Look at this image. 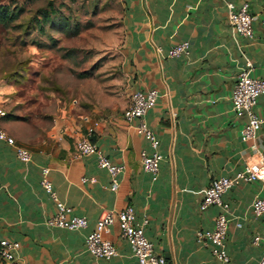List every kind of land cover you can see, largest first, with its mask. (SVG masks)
Here are the masks:
<instances>
[{
    "label": "crops",
    "instance_id": "obj_1",
    "mask_svg": "<svg viewBox=\"0 0 264 264\" xmlns=\"http://www.w3.org/2000/svg\"><path fill=\"white\" fill-rule=\"evenodd\" d=\"M115 1L125 28L121 56L128 102L119 110L87 113L57 102L41 114L17 110L2 120L17 144L33 153V161L22 162L13 146L0 141V240L20 242L17 255L23 264H140L117 221L105 234L117 248L115 257L96 258L85 244L86 234L107 212L133 205L137 219L148 220L145 234L167 264H224L196 238L199 230L214 227L220 207L202 211L200 205L212 180L232 177L264 156V122L257 138L245 142L246 118L232 108L237 74L247 58L252 74L264 77V0H230L250 3L252 37L231 27L223 0ZM182 41L190 42L189 55L166 57ZM150 88L160 93L144 118L163 154L156 180L143 167L141 153L150 146L137 129L139 120L123 114L134 91ZM11 92L0 83L1 107L10 105ZM254 109L264 120V95ZM90 128V139L113 163L125 166L115 190L97 155H77V142ZM44 166L59 199L73 214L88 218L86 229L46 224L57 208L40 184ZM263 194L260 181L241 182L223 194L230 204V261L225 264L259 263L264 219L253 214L251 205ZM0 264L8 263L0 258Z\"/></svg>",
    "mask_w": 264,
    "mask_h": 264
},
{
    "label": "rangeland",
    "instance_id": "obj_2",
    "mask_svg": "<svg viewBox=\"0 0 264 264\" xmlns=\"http://www.w3.org/2000/svg\"><path fill=\"white\" fill-rule=\"evenodd\" d=\"M19 16L0 23V83L7 115L112 111L128 102L121 56L125 28L115 0H0ZM49 13V18L45 16Z\"/></svg>",
    "mask_w": 264,
    "mask_h": 264
},
{
    "label": "built area",
    "instance_id": "obj_3",
    "mask_svg": "<svg viewBox=\"0 0 264 264\" xmlns=\"http://www.w3.org/2000/svg\"><path fill=\"white\" fill-rule=\"evenodd\" d=\"M228 10V22L231 27L244 37H252L254 34V15L250 11V3L243 1L235 3L223 0ZM191 45L189 41H182L166 51V57L174 58L189 55ZM264 95V77L252 74V62L247 58L245 65L237 74V81L232 94V108L239 117H245L246 123L242 129V139L245 142L254 141L262 127L264 120L255 111L254 106L258 99ZM160 93L158 89L136 90L131 94L130 103L123 114L127 120H139L137 129L143 133L150 146V151H142L141 158L144 169L151 173L156 180L160 170L163 154L160 150V139L144 120L146 114L157 102ZM7 116V111L0 106V141H5L15 148L19 160L24 163L33 161V153L18 145L16 139L2 127V120ZM94 128H90L87 135L77 142V155L86 156L95 154L98 157L99 167L106 169L112 177V189L119 186L118 175L124 170V165L115 164L112 160L90 139ZM253 147L256 148L254 144ZM50 168H41L40 184L44 191L50 195L56 205V213L46 220L50 227H59L72 231H81L88 227L89 220L86 216L75 215L71 209L59 199L52 181L48 178ZM89 178L83 177L86 182ZM91 180V179H90ZM260 181L264 189V156L257 161L248 164L243 170L232 177H219L211 181L205 191L200 209L207 210L212 205L220 207L215 225L212 229L199 230L196 238L199 242L209 245L213 255L222 263H228L230 257L227 251V235L229 227L230 204L223 199V194L233 186L241 182ZM252 212L256 217L264 219V194L256 195L252 201ZM118 222L123 237L133 249L134 255L140 264H167L163 255L156 253L154 243L145 234L147 219L139 221L133 205L124 209L107 212L101 217L95 229L85 236L87 251L96 258L110 260L118 254L116 246L105 237L110 227ZM259 238H256V241ZM21 244L9 239L0 240V258L8 264H23L18 258L17 251ZM258 264H264V250Z\"/></svg>",
    "mask_w": 264,
    "mask_h": 264
},
{
    "label": "trees",
    "instance_id": "obj_4",
    "mask_svg": "<svg viewBox=\"0 0 264 264\" xmlns=\"http://www.w3.org/2000/svg\"><path fill=\"white\" fill-rule=\"evenodd\" d=\"M47 5L48 6H53L54 5V0H47ZM19 14L15 13L13 9H11L10 4H4L0 3V23L3 25H7L11 21H14L18 18ZM46 20L49 18V13L44 15Z\"/></svg>",
    "mask_w": 264,
    "mask_h": 264
}]
</instances>
